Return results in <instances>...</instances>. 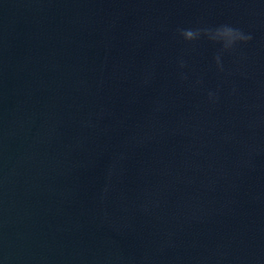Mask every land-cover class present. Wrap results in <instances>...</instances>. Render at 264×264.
<instances>
[{"label":"water","instance_id":"95a60500","mask_svg":"<svg viewBox=\"0 0 264 264\" xmlns=\"http://www.w3.org/2000/svg\"><path fill=\"white\" fill-rule=\"evenodd\" d=\"M0 264H264V0H0Z\"/></svg>","mask_w":264,"mask_h":264},{"label":"clouds","instance_id":"9594fccd","mask_svg":"<svg viewBox=\"0 0 264 264\" xmlns=\"http://www.w3.org/2000/svg\"><path fill=\"white\" fill-rule=\"evenodd\" d=\"M179 34L186 42L199 40L203 36L209 42L220 45L222 52L233 51L238 44H246L252 39L250 35H244L240 29L227 24L215 29H182L179 30ZM215 62L217 67L220 68L219 54L215 57ZM181 67H183V63H181ZM209 99H214V94L211 92L209 93Z\"/></svg>","mask_w":264,"mask_h":264}]
</instances>
